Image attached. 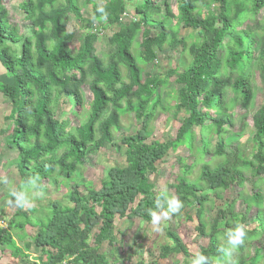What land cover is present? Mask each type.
I'll use <instances>...</instances> for the list:
<instances>
[{"label":"trees","instance_id":"16d2710c","mask_svg":"<svg viewBox=\"0 0 264 264\" xmlns=\"http://www.w3.org/2000/svg\"><path fill=\"white\" fill-rule=\"evenodd\" d=\"M2 1L0 66L11 78L9 84L0 82V93L11 105L3 132L7 147L16 153L7 163L19 175V190H34L57 178L72 180L90 153L113 145L121 119L132 114L140 126L120 137L123 165L109 166L98 187L81 193L74 182L66 192L68 204L49 200L41 213L17 208L6 226L0 225V255L27 264H110L108 252L100 248L105 244L112 250L115 220L151 223L148 210L161 191H154L149 178L158 162L182 148L186 155L177 154L176 162L183 171L168 186L184 207L172 218L195 208L194 229L206 240L196 252L215 260L225 231L237 222L245 224L254 210L257 226L245 224L247 239L235 259L236 264H264V103L248 116L249 158L233 141L241 134L232 132L236 106L250 110L256 76L264 90V27H242L264 10V0H175L176 13L169 0H83L91 6L89 18L82 17L78 0H22L18 15ZM128 2L135 17L124 24ZM99 7L106 20L100 19ZM69 16L83 29L75 50L70 46L74 32L65 25ZM113 25L117 30L108 41L114 49L100 56L98 32ZM180 26L192 32L180 37ZM138 36L141 50L136 54ZM165 47L186 54L187 65L169 70L162 80L144 74ZM170 75H175L178 100L173 109L180 124L173 138L149 139L151 121L170 97L162 96ZM196 168L197 175L190 176ZM36 175L40 180L29 183ZM233 186L236 197L223 202ZM166 234L170 243L160 247L158 256L183 255L181 264H190L193 254L176 231L168 227ZM32 247L39 251L35 256Z\"/></svg>","mask_w":264,"mask_h":264},{"label":"rangeland","instance_id":"374dc122","mask_svg":"<svg viewBox=\"0 0 264 264\" xmlns=\"http://www.w3.org/2000/svg\"><path fill=\"white\" fill-rule=\"evenodd\" d=\"M22 0H3V4H6L11 12L19 14L17 10V5ZM96 3L101 4L103 0H94ZM164 0H155V3L161 4ZM138 3V0L132 1ZM132 2L127 3L126 13L122 16L121 21L124 24L130 23L133 14ZM175 0H169V4L173 13L175 11ZM78 5L80 8V13L82 17L89 18L91 13V6L83 4V0H78ZM213 8V6H206L203 9L207 10ZM11 22H15V17L10 18ZM174 23V21H173ZM66 29L69 32H74V38L70 44L72 50H75L82 41L83 29L81 28V23L73 16H69L65 21ZM24 23L20 24L23 29ZM247 30L255 31L258 27H264V10H261L252 18H248L243 26ZM167 26L166 29H169ZM165 29V30H166ZM117 30V26H108L99 30L98 41L96 43V53L100 56L109 54L113 51V45L109 43L108 37L112 35ZM160 28H155L154 31H160ZM192 30L189 28L178 29V36H186L191 33ZM156 33V32H155ZM141 37L135 38L133 43V50L136 54L141 48L138 43ZM189 61V57L186 54L179 55L177 50H172L169 47H165L163 50L157 52L156 59L145 66L144 74H152L157 76L159 79H163L164 76L173 68L183 69ZM175 75H170L168 78V83L162 88V96L166 97L170 94V97H166L164 102V109L158 111L155 114L153 121L150 124L149 139L156 140H168L173 138L177 128L179 127V120L174 114L173 105L178 100L177 99V85L174 84ZM0 82L9 84L11 83V78L5 74V71L0 66ZM262 82L258 76L255 77V97L250 106V110L244 111L240 106H236L234 109L232 128L233 133H240L241 136L233 141H237L241 148L244 156L250 157L252 151V144L250 141V131L252 127L249 124L248 116L252 115L253 111L259 108L264 103V90L262 87ZM87 97H90L89 91L86 89ZM11 105L8 102V98L0 93V225L6 226L7 219L17 210L15 207L9 206L7 201L11 199L9 192L16 191L18 185L20 184V178L15 170L14 166L8 164L12 160L16 153L15 151L9 149L6 145L8 142V135L4 133L3 130L7 128L10 124L9 120H6V116L9 114ZM247 123H246V122ZM140 126L139 122L135 121L133 115L124 117L120 121V127L116 132H113V145L106 144L98 152L90 153L84 165L78 169L74 174L72 180H62L57 178V182L53 183L50 181H44V183L39 184L38 187L30 189L27 191L25 188L23 191L26 195L32 198V206L30 208H25L29 214L41 213L42 208H45L49 200H60L63 204H68L66 198V192L71 187L72 183L76 182L79 184L78 190L83 193L88 187H98L100 181L105 175L106 169L111 165H123L122 145L120 143V137L126 134H132ZM8 132V130H7ZM213 140V139H212ZM186 155L185 150L179 148L175 152H169L168 156L164 158L163 161L158 162L157 172L150 176V181L154 186V191H162V187L167 188L168 192L173 193L172 189L168 186L169 183L176 181L179 175L182 173V165L176 162V155ZM197 175V168L193 170L190 176ZM7 178L9 183L5 184L2 182L3 178ZM40 187H43V197H34L40 195ZM37 189V190H36ZM237 191L236 187H231L223 195V202L232 200L236 197ZM217 203V202H216ZM221 203V202H219ZM237 208L239 210L243 209L237 203ZM195 208L186 210L181 217L171 218L163 225V231L156 233L152 229L151 223H147L139 218L133 219H116L115 220V231L116 240L112 250L107 245H102L100 252H108V259L110 264H174L181 262L185 259L183 255H171L167 258H160L159 250L160 247L166 243H170V240L166 234V229L168 227L173 228L179 235L181 240L185 243L189 253L194 254L197 250V245H205L206 240L200 239L195 231L196 219L194 216ZM185 215L191 216L188 220ZM212 215V214H211ZM247 222V223H246ZM245 224L249 228L257 226L254 216V210L248 213V218ZM27 231L32 234L31 231ZM261 241L264 242V236H262ZM32 255H37L39 251H36L32 247ZM0 264H27L25 261L19 259H13L5 255H0Z\"/></svg>","mask_w":264,"mask_h":264},{"label":"clouds","instance_id":"9594fccd","mask_svg":"<svg viewBox=\"0 0 264 264\" xmlns=\"http://www.w3.org/2000/svg\"><path fill=\"white\" fill-rule=\"evenodd\" d=\"M97 11L100 13V19L106 20L107 13L104 7H99ZM93 21H96V17L93 16ZM38 175L28 178L29 183L35 184L39 181ZM2 182L8 184L9 181L5 177ZM23 187V185H21ZM9 195L11 199L7 201L9 206L18 209L30 208L32 206V198L26 195L21 190L10 191ZM44 195L43 187L41 188L40 195L34 196L42 198ZM184 205L181 199L174 193L168 192L166 186L162 187L161 194L158 195L154 201V209H149L148 213L151 217L152 229L156 233L163 231V225L169 221L172 216L180 214ZM247 226L243 223H235L231 228H228L223 237L221 246L218 251L220 255L212 260L209 256H206L202 252H196L193 254L190 264H236V256L242 245H244L247 239Z\"/></svg>","mask_w":264,"mask_h":264},{"label":"built area","instance_id":"2783aa9c","mask_svg":"<svg viewBox=\"0 0 264 264\" xmlns=\"http://www.w3.org/2000/svg\"><path fill=\"white\" fill-rule=\"evenodd\" d=\"M125 15V14H124Z\"/></svg>","mask_w":264,"mask_h":264}]
</instances>
